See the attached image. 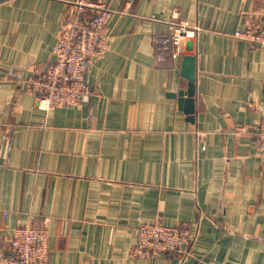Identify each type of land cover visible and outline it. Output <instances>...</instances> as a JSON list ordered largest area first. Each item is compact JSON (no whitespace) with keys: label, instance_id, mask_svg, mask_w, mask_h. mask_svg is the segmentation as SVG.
<instances>
[{"label":"crops","instance_id":"crops-1","mask_svg":"<svg viewBox=\"0 0 264 264\" xmlns=\"http://www.w3.org/2000/svg\"><path fill=\"white\" fill-rule=\"evenodd\" d=\"M71 1L0 0V256L32 221L46 264H264V49L234 36L263 0H94L110 10V49L85 72L96 95L43 112L22 81L53 60ZM174 14L191 28L177 56ZM184 55L192 120L172 95ZM156 219L195 231L187 255L132 256Z\"/></svg>","mask_w":264,"mask_h":264},{"label":"built area","instance_id":"built-area-1","mask_svg":"<svg viewBox=\"0 0 264 264\" xmlns=\"http://www.w3.org/2000/svg\"><path fill=\"white\" fill-rule=\"evenodd\" d=\"M108 6L94 0H72L70 10L60 24L53 60L42 70H32L24 77L22 89L34 97L37 109L48 112L57 107L79 106L96 95L85 80V72L94 60L104 59L110 49L107 21ZM256 28L237 30L234 36L264 49V0ZM171 44L174 56L180 53L183 40L190 33L186 20L171 17ZM197 30V29H194ZM258 157L264 165V113L257 124ZM131 254L149 258L177 253L184 257L190 251L196 233L187 225L168 227L159 219L143 222L137 229ZM49 257L47 224L32 221L19 224L8 239V253L0 256V264H46Z\"/></svg>","mask_w":264,"mask_h":264},{"label":"water","instance_id":"water-1","mask_svg":"<svg viewBox=\"0 0 264 264\" xmlns=\"http://www.w3.org/2000/svg\"><path fill=\"white\" fill-rule=\"evenodd\" d=\"M180 73L187 80V88L179 90L176 94L172 95L177 97L179 107L187 115H190L192 120L195 112V56H183Z\"/></svg>","mask_w":264,"mask_h":264},{"label":"rangeland","instance_id":"rangeland-1","mask_svg":"<svg viewBox=\"0 0 264 264\" xmlns=\"http://www.w3.org/2000/svg\"><path fill=\"white\" fill-rule=\"evenodd\" d=\"M137 234V233H136ZM137 238V236H135V239Z\"/></svg>","mask_w":264,"mask_h":264}]
</instances>
